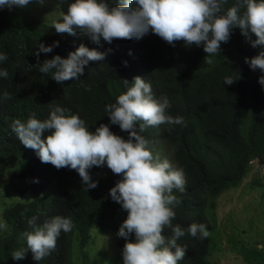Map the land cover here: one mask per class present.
Listing matches in <instances>:
<instances>
[{"label": "trees", "instance_id": "1", "mask_svg": "<svg viewBox=\"0 0 264 264\" xmlns=\"http://www.w3.org/2000/svg\"><path fill=\"white\" fill-rule=\"evenodd\" d=\"M67 6L63 4V11ZM20 12L18 8L0 10V51L8 56L0 68H6L9 73L7 78H0V175L5 166L10 167L11 178L31 175L32 180L20 192L29 190L35 198L18 200L2 212L12 231L0 235V264H74L76 238L87 262V245L94 224L117 233L127 217V212L108 195L118 175L106 166H94L90 173L98 186L87 191L75 170H58L29 155L11 130V122L16 118L26 120L30 113L47 117L51 103L78 112L94 130L100 123H108L104 107L123 92V79L131 81L136 75L149 78L157 88V97L169 98V114L183 116L185 120L186 126L175 125L169 130L160 125L148 127L143 133L157 149L158 142L151 136L156 129H161L173 162L185 172V191L174 190L179 202L175 205L173 224L186 228L193 222H202L208 232L214 230L216 198L242 183L253 160L264 163V87L258 83L264 73L258 68L252 70L245 63V57L256 55L259 47L247 53L246 42L236 46L233 40H228L208 64L204 61L207 55L204 51L188 49L182 41L178 45H166L151 32L140 39H114L111 44L102 40L97 45L79 32L56 33L48 24L32 29L23 23ZM53 41H59V46L51 53H41L39 62L55 54L67 56L81 43L107 51V55L102 61H90L80 80L60 84L39 72L34 55L39 42L51 44ZM150 62L148 73L144 67ZM238 72L239 78L234 83H223L226 75ZM84 85H89L91 91H86ZM111 128L127 138V133L121 132L118 125ZM55 180L58 190L40 198V193ZM55 215L69 216L74 223L70 232H62L58 237L55 250L39 262L33 260L31 251L23 259L14 260L12 250L25 245L21 234L31 231L27 221L36 216L37 223L42 224ZM117 244V252H121L124 238L118 237ZM178 244L187 248L178 264H212L208 258L212 246L210 233L204 239L186 233ZM244 254L251 262V254Z\"/></svg>", "mask_w": 264, "mask_h": 264}, {"label": "clouds", "instance_id": "2", "mask_svg": "<svg viewBox=\"0 0 264 264\" xmlns=\"http://www.w3.org/2000/svg\"><path fill=\"white\" fill-rule=\"evenodd\" d=\"M33 2L43 5L46 0H0V10H20ZM57 3L61 5L60 17L48 24L56 33L79 32L99 45L102 40L111 44L114 39H140L151 32L166 45L174 46L182 41L188 49L204 51L207 53L204 61L208 64L219 54L222 43L233 40L240 46L244 41L249 46L247 53L260 49L256 55L245 57V63L252 70L258 68L264 73V0H57ZM64 3L68 5L66 11H63ZM58 46L59 41L39 42L34 55L39 72L60 84L80 80L90 61H102L107 55V51L81 43L67 56L55 54L39 62L41 53H51ZM7 59V54L0 51V64ZM151 63L144 67L148 73ZM8 75L6 68H0V78ZM239 75V72L226 75L223 83L231 85ZM258 83L264 87V74L259 76ZM123 85V92L104 107L108 123H100L94 130L78 112L51 103L47 117L30 113L26 120L16 118L11 122V130L35 160L39 161V157L42 163H50L58 170H75L87 191L98 186L90 173L94 166H106L118 175L108 195L127 212L116 233L125 240L121 252L123 264H178L187 249L178 240L186 233L204 239L209 232L202 222H193L186 228L173 224L175 205L179 202L174 190L185 191V172L163 157L143 133L148 127L160 125L169 130L175 125L186 126L185 120L183 116L169 114V98L157 97V88L149 78L136 75L131 81L123 79ZM84 87L91 91L89 85ZM111 125H118L127 138L114 132ZM156 130L152 139L156 141L160 134L166 140L162 130ZM5 178L21 179L11 178L9 170ZM22 178L27 179V184L32 180L31 175ZM21 187L17 186V194H22ZM42 194L40 198L46 196ZM12 205L15 203L7 208ZM37 220L33 216L27 221L31 231L21 234L25 245L12 250L14 260L23 259L31 251L33 260L41 261L55 250L61 233H68L74 227L69 216L55 215L42 224ZM5 228L6 224L0 222V231Z\"/></svg>", "mask_w": 264, "mask_h": 264}, {"label": "rangeland", "instance_id": "3", "mask_svg": "<svg viewBox=\"0 0 264 264\" xmlns=\"http://www.w3.org/2000/svg\"><path fill=\"white\" fill-rule=\"evenodd\" d=\"M20 10L25 22L39 28L59 19L61 5L57 0H46L43 5L33 2ZM157 142L162 156L169 158L176 166L169 145L162 135H157ZM9 168L3 167L0 175V222L6 224L0 235L11 232L9 223L2 217L3 210L19 200L17 197L30 201L34 196L32 193L17 194V186H25L27 179H6ZM13 182L16 186L10 187ZM58 188V181L55 180L42 196ZM215 222L214 230L209 232L212 236V246L208 258L212 264H264V164L259 160L254 161L240 185L227 189L216 198ZM117 240L116 232L103 230L94 224L87 245V262L79 239H75V264H123L122 251L117 252ZM244 252L251 254V262L246 260Z\"/></svg>", "mask_w": 264, "mask_h": 264}]
</instances>
